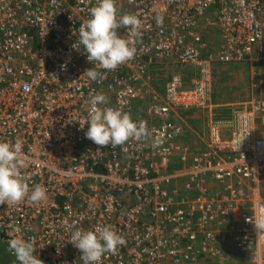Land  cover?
Listing matches in <instances>:
<instances>
[{"label": "built area", "instance_id": "2783aa9c", "mask_svg": "<svg viewBox=\"0 0 264 264\" xmlns=\"http://www.w3.org/2000/svg\"><path fill=\"white\" fill-rule=\"evenodd\" d=\"M96 3L0 0V141L24 142L22 174L47 196L0 205L1 241L33 242L44 264H83L71 234L112 225L126 243L101 264H264V233L249 222L264 216V0H116L140 18L141 36L133 60L97 66L102 82L83 74L95 65L73 48ZM214 30L218 49L203 55ZM166 60L162 93L155 70ZM242 62L251 99L209 121L206 149L181 143L185 109L213 106L216 66ZM94 93L146 122L151 139L97 150L85 136Z\"/></svg>", "mask_w": 264, "mask_h": 264}, {"label": "clouds", "instance_id": "9594fccd", "mask_svg": "<svg viewBox=\"0 0 264 264\" xmlns=\"http://www.w3.org/2000/svg\"><path fill=\"white\" fill-rule=\"evenodd\" d=\"M157 24H162V18L156 17ZM128 29L135 39L122 38L119 28ZM141 20L136 14L120 13L116 0H97L90 9V18L79 26L78 40L74 49L83 46L87 60L93 63V68L86 69L83 74L90 81L102 82L105 74L97 70V66L106 71H113L119 66L131 61L137 53L136 44L141 36ZM63 70L67 66L62 65ZM90 110L88 113V129L86 138L97 145V150L120 146L123 148L129 141L148 142L152 133L144 121H134L131 115L119 108L104 106L109 98L103 93L90 94ZM82 127V126H81ZM23 141L16 139L14 143L0 141V205H16L25 200L38 204L47 199L46 189L35 184L29 185L30 177L22 174L27 166L22 158ZM259 234L264 233V216H259L253 222ZM70 243L81 251L83 264H101L106 253H115L119 246L126 243L125 238L116 232L112 225H105L95 231L75 230ZM9 250L15 255L19 264H44L35 252L33 242L22 237L8 241Z\"/></svg>", "mask_w": 264, "mask_h": 264}, {"label": "crops", "instance_id": "0c3cea01", "mask_svg": "<svg viewBox=\"0 0 264 264\" xmlns=\"http://www.w3.org/2000/svg\"><path fill=\"white\" fill-rule=\"evenodd\" d=\"M219 36V35H218ZM203 52V55H206V56H214L215 53L213 52H207L205 49L202 50ZM231 69L230 71H225L224 73V76L226 77L228 74L229 75H232V82H231V87H233V93H232V96L233 97H229V96H224V93L221 92V89L219 88L218 84H217V81L218 79H216V75H215V89H214V92H213V106L207 110V113L209 114L210 111L211 113L209 114L211 116L210 120L212 118H214V113H216V110H228V108H225V106L227 107H236V105H241L239 103H245L247 102L248 100L251 99L252 95L254 94L255 92V89L253 88V84H254V81H253V78L251 77V66L248 62H242V63H238V64H228ZM221 66H224L223 64H221ZM219 66V67H221ZM159 74V72H157V75ZM217 74V73H216ZM156 75V77H157ZM188 75V74H187ZM155 77V86L157 87V89L161 90L162 93H164L165 91V87H166V84L169 80V77H168V80H163V79H160L159 77L156 78ZM186 79H188V81H186V83H189L190 79H191V76L189 77H186ZM236 90V91H234ZM242 95V97H241ZM239 100H242L241 102H236V101H239ZM225 108V109H224ZM185 110H200V112H205L203 110L205 109H185ZM217 114V113H216ZM209 120V121H210ZM209 123V122H208ZM207 123V125H208ZM194 126V124L196 125H199V120H193L191 123L189 122L187 128L185 129V132L183 134V136L180 137V142L183 143V144H187V145H190L194 150H204L206 149L205 147V142H203V136L206 132V129H207V125H206V129L204 130V132L202 133V136H201V143H202V148H199V147H196L195 145L197 144L196 141L197 139L196 138H193V132L190 131V129H192V125ZM202 124V123H201ZM190 131V133H188ZM183 166V164L181 162H179L177 159H173L172 161V168L173 169H177V168H181Z\"/></svg>", "mask_w": 264, "mask_h": 264}, {"label": "rangeland", "instance_id": "374dc122", "mask_svg": "<svg viewBox=\"0 0 264 264\" xmlns=\"http://www.w3.org/2000/svg\"><path fill=\"white\" fill-rule=\"evenodd\" d=\"M219 41H220V35L218 36V32L217 30H214L211 32L210 34V39L206 40V47L205 50L207 52H213L215 53L218 49L219 46ZM165 65L162 66V68H158L157 70H155V77L157 75V72H159V74L157 75V77H159L160 79L163 80H168V77H170V71H172V67L170 65H172L173 62H171L170 60H166V62H164ZM231 64H235V63H231ZM238 64V63H236ZM224 66H221V64L216 66V70H215V75H216V79H218L217 84L219 86V88L221 89V92L224 93V96H229V97H233L232 93H233V87H231V82H232V75H227L226 77L224 76L225 71H230L231 67L228 64H223ZM221 66V67H219ZM181 72L183 73L184 76L188 77L189 75L187 70H185L184 68H181ZM217 73V74H216ZM156 77V78H157ZM186 81H188V79H186ZM236 91V90H234ZM242 97V95H241ZM242 100L236 101V102H241ZM241 105H236V107L240 108L242 106V103H239ZM236 107H227L225 106V108H228V110H216V113H214V117L216 118H222V117H226L228 115H230L231 111L234 110ZM205 111L200 112V110H188L186 111L183 116L185 117L187 123L189 124V122L191 123L193 120H199V125L194 124V126L192 125V129H190V131H192L193 133V138H196V147L202 148V143L201 141V136L202 133L204 132V130L206 129V125L209 122L211 116L209 115L211 113L208 114L207 109L203 110ZM202 123V124H201ZM190 131L188 133H190ZM207 131V130H206ZM183 136V134H182ZM0 264H19V261L16 260L15 256L10 255L9 250L7 248V246L1 241L0 239Z\"/></svg>", "mask_w": 264, "mask_h": 264}, {"label": "trees", "instance_id": "16d2710c", "mask_svg": "<svg viewBox=\"0 0 264 264\" xmlns=\"http://www.w3.org/2000/svg\"><path fill=\"white\" fill-rule=\"evenodd\" d=\"M225 109V108H224Z\"/></svg>", "mask_w": 264, "mask_h": 264}]
</instances>
